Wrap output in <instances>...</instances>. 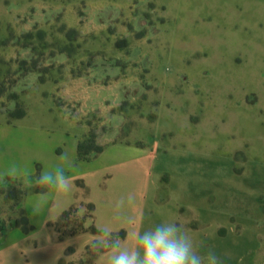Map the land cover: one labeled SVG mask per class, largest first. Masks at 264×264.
<instances>
[{"label": "rangeland", "instance_id": "rangeland-1", "mask_svg": "<svg viewBox=\"0 0 264 264\" xmlns=\"http://www.w3.org/2000/svg\"><path fill=\"white\" fill-rule=\"evenodd\" d=\"M245 4L0 0V110L10 121L73 127L97 147L159 139L168 155L209 153L217 172L241 174L244 153L232 149L247 153L250 144L252 157H264V75L245 66ZM19 109L29 117L15 118ZM173 159L157 167L165 189L179 169ZM25 181L15 186L35 187ZM77 208L79 219L92 215L86 203ZM0 217L22 219V208L3 194ZM97 260L74 252L62 264Z\"/></svg>", "mask_w": 264, "mask_h": 264}, {"label": "crops", "instance_id": "crops-1", "mask_svg": "<svg viewBox=\"0 0 264 264\" xmlns=\"http://www.w3.org/2000/svg\"><path fill=\"white\" fill-rule=\"evenodd\" d=\"M244 1L248 4L244 5L241 47L246 55L245 66H253L259 77L264 75V59L250 57V53L252 49L264 53V0ZM258 98L264 126V90ZM253 128L249 126L248 130ZM80 141L73 127L10 121L0 110V172L15 164L22 173L16 179H23L35 175L37 168L41 172L61 165L72 182L67 194L47 190L50 198L40 215L32 213L37 193L25 196L22 209L33 229L25 232L11 225L0 245V264H60L69 248L83 254L100 235L85 232L61 239L49 227L81 203L94 205L93 223L98 230L109 226L114 233L125 231L122 244L128 247H138L131 233L142 234L161 223L174 222L201 255L212 250L222 264H264V157H252L250 144L247 153L240 147L232 149V157L244 153L243 172L232 170L223 175L211 165L214 155H168L159 139L112 142L91 160L79 159ZM61 154L68 155L71 166L59 159ZM164 155L167 159L174 157L179 167L169 189L162 187L158 179L162 171L157 167ZM191 158L193 166L189 164ZM129 195L135 197L131 204L127 203ZM122 197L125 205L118 210L116 204ZM182 208L185 216L180 212ZM109 253H101L98 263L107 264Z\"/></svg>", "mask_w": 264, "mask_h": 264}, {"label": "clouds", "instance_id": "clouds-1", "mask_svg": "<svg viewBox=\"0 0 264 264\" xmlns=\"http://www.w3.org/2000/svg\"><path fill=\"white\" fill-rule=\"evenodd\" d=\"M65 164L71 166L67 154L59 157ZM22 175L17 165L0 172V180L16 179ZM30 186L46 187L57 194H67L72 190L71 178L65 175V168L57 165L55 168L42 170L35 176L34 181L26 178ZM50 198L48 191L39 192L33 206V215H40ZM135 197L129 195L127 203L131 204ZM125 199L122 197L116 204V208L122 209ZM131 222V220H130ZM100 237L94 241L93 246L98 250L110 249L107 256V264H222L220 257L209 250L201 255L193 246L190 237L177 223H161L152 229L131 233L137 241L138 247H128L122 244L118 234L109 226L99 229Z\"/></svg>", "mask_w": 264, "mask_h": 264}, {"label": "trees", "instance_id": "trees-1", "mask_svg": "<svg viewBox=\"0 0 264 264\" xmlns=\"http://www.w3.org/2000/svg\"><path fill=\"white\" fill-rule=\"evenodd\" d=\"M25 116V112L23 110L18 111L15 118H23ZM104 146L97 147L94 144L93 140L89 141H80L79 148H78V155L80 160H91L95 157H97L103 150ZM39 175V172L37 174L27 177L28 180L34 181L35 176ZM26 180V178L23 179H4L0 180V196L5 194L7 200L15 202L19 204L22 208V202L25 196L30 192H43L47 191L48 189L46 187H34L31 190H22L17 188L15 185H18V183ZM13 184V185H12ZM7 185V186H6ZM80 187H83L82 183H79ZM87 208L92 212V215L90 217L83 216L81 219H79L77 216L78 214V208L77 206L72 207L68 211L64 212L58 220L55 222L50 223L49 227L59 235V237L66 238L70 236H74L76 234L89 232L95 235H100L99 230L94 225V205L93 204H87ZM87 219H91V223H87ZM15 225L16 227H20L23 231L29 232L33 229V227L30 225L29 220L25 214V211L22 209V219L19 220H11L10 223H6L1 219L0 217V245L4 241L8 230L10 229L11 225ZM118 234V236L121 239V242L126 237V232L121 231ZM94 244V243H93ZM93 244L86 249V254L91 257L92 260H95L98 258V256L106 252L110 249H103L98 251ZM75 252L74 248H69L67 250V255L73 254ZM63 263V260L60 264Z\"/></svg>", "mask_w": 264, "mask_h": 264}]
</instances>
